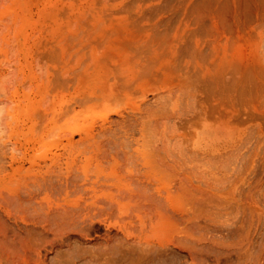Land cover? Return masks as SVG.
Masks as SVG:
<instances>
[{"label": "rangeland", "instance_id": "obj_1", "mask_svg": "<svg viewBox=\"0 0 264 264\" xmlns=\"http://www.w3.org/2000/svg\"><path fill=\"white\" fill-rule=\"evenodd\" d=\"M149 1H152V4L154 2L157 3L158 6L155 4L152 5ZM181 1L178 0L176 5H179V9L177 7H172L169 8V10L162 8L165 0H106L107 3L103 0V17L107 19V16H109L110 13V15L113 14L111 16H113L114 20L113 22L111 20L110 23L111 16H109V20H105V22H109L101 28L99 36H95L96 38H87L88 40H83L84 42H72L71 39L67 38L68 35H71V30L65 26L64 22L58 26L56 25L57 27H50L46 23L41 24L38 22L33 26L32 24L31 26L25 25L24 31H22V37L24 38L22 39L20 36L18 42L12 43L15 50H18L16 54L13 53V55L9 53L12 52V50H10V46L12 48L10 41H8V44L10 42L9 46L7 43L2 45V50L0 46V53L4 52V50L8 52H6L7 54L1 53L0 55V91L3 92H0V108L3 107L6 102V88L8 87L7 85L11 83L9 82L11 80L13 86L18 88V93L15 94V99L22 100L20 103L25 107V111L28 112V114L34 113V115L37 114L36 116H38V114L39 117L42 116L41 110L33 103L34 100H36V82L33 79H30L31 73H38L37 69L39 64L41 66V58L42 61L45 58L47 60H53V58H56L53 60V62L55 61L56 63L52 62L51 64L50 62V65L56 68L60 66V61L67 62V58H84L82 59L83 63H87L86 61L89 60V58L103 59L101 61L106 63V66L109 67L111 73H115L116 76L121 72L127 59L147 58V61L150 64L149 75L151 80V85L147 88V91L142 94L139 89H135L128 97H125L121 94V89H117L115 92L116 97L113 98V101L111 100V103L109 102L111 104L110 108H114L113 111L111 110L110 112L109 109L108 113L105 114L107 116L100 114V112L98 113L99 110H97L96 113H85L83 117H79L80 123H82L89 132L94 131L96 133L100 127H107L110 122L112 123L119 120L121 115L126 116V114H129L132 110L134 112H140L139 106L142 105L144 97V100L146 99L145 103L151 111H149L150 115H152L148 120L150 125L146 126L148 131H145V138L149 136L146 140L148 142L150 141L148 144L150 146L149 169L151 170V174L155 173L156 164L160 166L157 163L160 161V155L165 157L163 159L164 163L162 164V167L164 168V173H166L165 175H168L166 181L163 185L156 188L154 194H160L166 198L165 201H167V207H169L167 208V211L173 216V227L169 231L170 234L175 230L174 226L178 233L180 232L178 231V228L181 227L179 229L182 231L180 234L183 233V231H188L189 233H194L195 238H198L196 236L201 234L202 236H199V239L201 238V240L198 239L199 242H201L200 245L208 246L210 249L214 248L213 250L217 251L224 249V251H226V248L231 250L239 245L238 243L241 237L238 235L242 236V233L246 230H248L249 235H251L249 236V239L252 238V234L254 237L256 234V237L260 234L264 237V0H234V3H232V0ZM105 3L108 6L105 5ZM179 10H182V12L180 13ZM258 10L261 13L263 12L262 16L259 15ZM160 12H162V14ZM194 12H197V14ZM214 12L215 14L216 12L218 13L215 15ZM188 13L190 15H188ZM236 13L239 14V16ZM159 14H161L162 17L159 16ZM164 14L166 15L163 17ZM198 14L199 16H197ZM136 15H139V17H136ZM34 16L36 17V15ZM134 16L137 19L134 18ZM7 17L8 11L3 10L0 12V19L5 20ZM35 17L33 20L37 19ZM128 17L134 19L132 20L133 22L129 23L130 25L127 24V21H129ZM154 17H157L158 19L156 18L155 20ZM215 17H217V19H215ZM235 17L236 20L234 19L235 21L233 22V18ZM117 18H120L124 23L120 22V19L118 20ZM181 18L183 19L182 22ZM188 18H190V20H188ZM147 19L150 22L149 24L146 22ZM209 19H215V22H217L218 19L220 21L222 19V21H226L225 23H228L229 27L231 26L230 28L233 31V34H231L233 36L229 33L231 31L230 28L228 29V27H225L226 25H223L222 27L227 28L223 29L225 32H221L223 30L220 24V32L213 35H210L209 32L208 36L210 37H207L205 30L210 29L209 27H211V24L213 23V20L211 22ZM136 21L139 25L142 23L141 25L143 28L141 25H135L138 24ZM152 21L156 23L167 22V24L164 23L159 26H153L154 28L150 27L148 30L149 26L152 25ZM186 21H189L190 23ZM144 22L147 26L144 25ZM45 25H48L50 28ZM181 25L182 27L180 28ZM233 25L237 27L234 28ZM173 27H175L174 30ZM178 27L181 30L178 29ZM227 33L231 35V37ZM175 34L178 35L176 36L177 38H175ZM32 35H36L35 39L31 37L33 40L29 39L28 41V38ZM213 36L216 37V39ZM151 37L155 38V40ZM197 37H199V39ZM93 38L95 40H93ZM180 38L182 39L178 40ZM219 38L223 39L219 40ZM156 39L157 42H155ZM173 39L176 40V42ZM160 43H162V45ZM6 45L7 49H3ZM194 46L198 50H196ZM158 47L160 48L159 50ZM187 55H189L191 59L194 58L195 61H189L191 59ZM198 56L199 58H202L203 61L200 59L202 63L198 61ZM56 60L59 61L57 62ZM210 68L212 70H210ZM14 70L17 71V73H14L19 82L15 81V77H13V80L10 76L11 72ZM181 70H183L184 73ZM189 70L194 71L189 72ZM186 71L187 73L189 72V77L190 74H194V76L196 75L195 78H197L195 83H198L197 87L200 85V91H195L197 89L195 88L196 85L193 83L195 87H192L195 88V90L193 89L194 92L192 93V98H189V101L188 99L186 101L185 98L184 100L175 101L174 95H168L171 91H176L180 83L187 81L189 77L186 76ZM71 76L73 75H70L69 77ZM222 78L224 82L220 80ZM22 79L24 81H22ZM119 79L121 80L120 76ZM168 80L171 82H168ZM211 80H217V83L214 82L213 85ZM7 81L9 83H7ZM166 81L168 84L170 83V85H166ZM203 81L206 83L204 84ZM202 85H204L206 89ZM208 85L210 86L208 87ZM212 85L214 87H211ZM158 98L161 100H158ZM161 102L162 104H160ZM163 102L166 105L163 104ZM71 104H74L73 100H66L63 107L66 105L70 107ZM115 105L118 109L113 107ZM156 106L158 107L156 108ZM185 106L188 108L187 110H185ZM71 107L76 109V104L73 106L71 105ZM156 109H159L162 112H154ZM38 119H36L37 122L40 121V119ZM21 120H19L18 123L16 122L15 125L20 129L24 128L22 136L14 140L19 142L22 152H27L28 157H31L41 164L42 161L51 159L53 153V157H55L62 151L61 149L66 142L65 139L69 138L68 136L57 133L53 137H48L46 141L39 144L36 142L34 133L27 131L26 126L29 125V123H26V120L23 118ZM156 120H158V122ZM24 123H26V126H24ZM114 124L115 123H112L110 125L113 129L116 128ZM140 131V127L136 126L133 135L131 136L132 138L130 137L134 141L137 139L136 142L138 144H141L143 139L142 136H140L143 135V132L141 134ZM79 135L80 134L76 132L72 137L73 139L75 138L74 140H78ZM1 136L2 135H0V137ZM150 136H152V139ZM2 137L3 139L0 138V167L7 168L9 155L8 151L4 149L6 138L4 136ZM151 141H156V143H152ZM163 145L165 148H162V150L161 147H163ZM133 147L135 146L133 145ZM160 149L161 153H159ZM152 156H154V158H152ZM151 160L154 163H152ZM177 163L179 165H177ZM28 165V160L25 159V161L19 163L15 162L13 167L17 168L18 166H22L26 169ZM167 165L168 167H166ZM169 166L171 171H169ZM27 168H29V166ZM178 180H180L181 183L183 181L182 184L184 189L182 186L176 187L177 183L181 185ZM253 191L255 192L252 194L251 192ZM244 193L246 195H244ZM250 200H252L253 203H248ZM249 207L252 208L249 210ZM247 210H249L248 212H251L248 213L246 212ZM5 214L3 215L8 223L16 222L23 226L30 224V222L25 221V219H18L15 215L11 214L14 216L13 218L10 214ZM248 214H250V216ZM113 218L110 219L111 221H107L104 217H95L93 220V222L95 219L97 220L94 222L97 226L95 234L102 235L106 232L113 233L114 231L123 229V223H116L117 218L114 221ZM142 218L145 220H143V223L141 218H139L133 219L131 224L134 226L148 224L149 221H146L148 218ZM100 221L101 224H99ZM125 222L128 221L126 220ZM137 223L138 225H136ZM174 223H176V225ZM107 224L110 225V227L107 226ZM178 233L172 236H176ZM92 236H94V234H92ZM261 237H259L260 241L258 239L257 241L261 243V250L264 252V238ZM173 245L174 244L171 243L170 245L168 244L171 249L177 248L176 245ZM170 260L174 262L172 259ZM171 261L169 264H171ZM178 261L179 257L176 261L177 263L174 262V264H178Z\"/></svg>", "mask_w": 264, "mask_h": 264}, {"label": "bare ground", "instance_id": "obj_2", "mask_svg": "<svg viewBox=\"0 0 264 264\" xmlns=\"http://www.w3.org/2000/svg\"><path fill=\"white\" fill-rule=\"evenodd\" d=\"M233 1L234 0H232V3H234ZM149 2L152 4V1ZM177 2L178 0H165L164 4L162 3V8H178L179 5L176 6ZM106 3L105 5H107ZM102 4L103 0H0V12H2L3 10L8 11V17L5 20L0 19L1 50L2 45H5L6 43L8 44V41L11 42V45L14 42H18L19 37H22L23 35L22 31H24L25 25L31 26L32 24L33 26L37 22L41 24L46 23L50 27H57L59 24L64 22L65 26L71 30H69L71 35H68L69 37L67 36V38L71 39L72 42H82L83 40L87 41V38H92L95 36L97 37L99 36L101 28L104 27L107 22H109H105V20H109V16L113 15H110L109 13L107 19L104 18ZM154 4L158 6L157 3L154 2L152 5ZM182 5L184 6L183 3ZM181 12L182 10L180 11V13ZM258 12L259 15L262 16L263 12L261 13L259 10ZM160 13L162 14V12ZM217 13L218 12H216V14ZM161 14H159V16H161ZM195 14H197V12ZM34 15H36V17ZM139 15H136V17H139ZM165 15L166 14H164L163 17ZM188 15L190 14L188 13ZM237 15L239 16V14ZM33 16L37 19L33 20ZM197 16H199V14ZM111 17L110 23L111 20L112 22L114 20L113 16ZM136 17L134 16V18ZM215 19H217V17H215ZM215 19H212V24V20L209 19L211 21V27H209L210 29L205 30L207 37H210L208 36L209 32L210 35L220 32V26L222 28L223 25H226L225 27H228V29L231 27L228 26V23H225L226 21H222L223 19L221 20L222 22L219 20L220 18L217 22H215ZM234 19L236 20V17L233 18V22L235 21ZM132 20L134 19L130 17L129 21H127L128 23H125L129 24L130 22H133ZM188 20H190V18H188ZM154 21H152V25L150 24L151 26H149V28L146 27L148 28V30L150 29V27L154 28L155 26H159L164 23L167 24V22L156 23ZM182 21L183 19L181 20V22ZM120 22L123 21L120 19ZM146 22H148V24L150 23L148 19ZM186 22L190 23L189 21ZM136 23L138 22L136 21ZM135 25L140 26L139 23ZM144 25L147 26L145 22ZM181 27L182 25L180 26V28ZM233 27L236 28L234 25ZM174 28L175 27H173V30ZM180 28L178 27V29ZM223 29L227 28H222V30ZM184 32L186 33L185 30ZM221 32H225V30ZM232 32L233 31L231 30L229 33L231 34ZM178 35L180 36L179 33ZM178 35L175 34V38H177L176 36ZM231 35L229 36L231 37ZM35 36L36 35L30 36V38H28V41L29 39H35ZM199 37L197 38L199 39ZM23 38L24 37H22V39ZM214 38L216 39V37ZM152 39L155 40V38ZM181 39L182 38L178 40ZM220 39L223 38H219V40ZM93 40L95 39L93 38ZM174 41L176 42V40ZM155 42H157V39ZM160 44L162 45V43ZM5 47L3 49H7V45ZM159 49L160 48L158 47V50ZM10 50H12V52H9L11 54H16L18 51L15 50L13 45L12 48L10 46ZM6 52L7 51L4 50V52L1 53L7 54L8 52ZM54 59L56 58H53V60ZM82 59L84 58H67V62L60 61V66L56 68L50 65V62L51 64L53 62L52 59L47 60L45 58L42 61L41 58V66L40 64V67L37 65L38 73H34L32 71L34 74H30V79H33L36 82V100H34L33 103L37 106V108L41 110V117H39V114L38 116H36L37 114L34 115V113L28 114V112L25 111V107H23V105H21L20 103V101L22 100L15 99V94L18 93V88L16 86H13L11 80L9 82H11L12 84L10 83L7 85L8 87L6 88V102L4 106L2 105L3 107L0 108V135L6 138L4 149L8 151L9 155L7 168L0 167V264H169V262L171 261L170 259L177 263L176 261L178 257V264H264V252H262L263 250H261V243L259 242V237H263V235L261 234V236L258 235L259 237H256V234V238L252 234V238L249 239V236L251 235H249L248 230H246L247 232L243 231L244 233H242V236L238 235L241 237L238 243L239 245L231 250L226 248V251H224L225 249L217 251L213 250L214 248L210 249L208 248V246L206 247L205 245H200L201 242H199V240H201V238L199 239V236L201 234H199V236H196L198 238H195L194 233H189L188 231H183V233L180 234V232H182L181 230H179L181 228L180 226V228H178V231H180L179 233L176 232L177 230L174 226L175 230H172L174 233L171 231L173 234H170L169 231L173 227V216H171V213L169 214L167 211V208L169 207H167L168 204L167 201H165L166 198L164 196H161L160 194H154L156 188L163 185L168 175H165L166 173H164V168L162 167V164L164 163L163 159L165 157H162V155L160 154L158 155H160L161 157L157 155L158 157H160V161L157 162L160 166H158L157 164L155 165V173L151 174V170L149 169L150 146L148 143L150 141L148 142L146 140L147 138H149V136L145 138V131H148V129H146V126L150 125L148 123V120L152 115H150L151 111L145 103L146 99L144 100L143 97V103L139 106L140 112H134L132 110L129 114H126V116L121 115L119 120L112 122L115 123V129L110 127V125L112 124L110 122L111 124L109 123L107 127H100V129L96 133L94 131L89 132V130L86 129L82 123H80L79 119V117H83L85 113H96L97 110H99L98 113L100 112V114L103 115L108 113L109 109L110 112L111 110L113 111L114 108H110V103L111 100L113 101V98L116 97L115 92L117 91V89H121L120 92L125 97H128L130 93H132L135 89H139L142 94L147 91V88L151 85L149 75L150 64L147 61V58H133L132 60L127 59L125 61L126 63L121 69V72H119L117 76L115 75V73H111V70H109V67L106 66V63L101 61L103 59L100 60L98 58H89V60L86 61L87 63H83ZM200 59L202 60V58H199L198 56V61H200ZM192 60L193 62L195 61L194 58L189 61ZM53 63L56 62L54 61ZM210 70L212 69L210 68ZM181 71L183 72V70ZM187 71L185 73L186 76H188V73L191 70H189L188 73ZM14 72L17 73V71L14 70L10 74L13 80V77H15V79L17 78ZM70 75L73 76L69 77ZM119 76L121 77V80L119 79ZM193 76L194 74H190V77H188L190 79H194L196 75L194 77ZM189 78L186 82L180 83L177 90L173 92L171 91L168 96L174 95L175 101L182 99L184 100V98L186 99V101L187 99L189 101V98H192L191 96L194 92L193 89L195 90L196 88V92L200 91V85L199 87H197L198 83H195L197 77L194 80H190ZM169 80L168 82H171ZM217 80H211L212 84L214 82L217 83ZM220 80L224 82L223 78ZM15 81L18 80L16 79ZM22 81L24 80L22 79ZM9 82L7 81V83ZM203 82L204 84L206 83L205 81ZM193 83L196 85V87L193 85ZM166 85H170V83L168 84L166 81ZM213 85L211 87H214ZM192 86H194L195 88H193ZM209 86L210 85H208V87ZM66 100H73L74 104H76V109L71 107V105L73 106L74 104H71L70 107L68 105L63 107V104ZM158 100L161 99L158 98ZM160 104H162V102ZM163 104L165 103L163 102ZM113 107H116V105ZM157 107L158 106H156V108ZM187 109L188 108H186L185 110ZM155 111H160V113L162 112L159 109L154 110V112ZM22 118L26 120V123H29V125L27 126L26 123H24V126H26L27 131H31L32 133H34L36 142L39 144L46 141L48 137H53L57 133L68 136L69 138L65 139L66 142L65 144H63V147L61 149L62 151L55 157H53V153L51 159L42 161L41 164L36 162L31 157H28L27 152H22L21 147L19 146V142L14 140L22 136L24 128L20 129L15 125V123H18V121ZM38 118L40 119L39 122L36 121V119ZM156 121L158 122V120ZM136 126L140 127L141 134L143 132V135H140L143 138L142 143L140 142L141 144H138L136 142L137 139L135 141L131 139L134 128ZM76 132L80 134L78 140H74L75 138L73 139L72 137V135ZM2 136L0 137L1 139H3ZM150 137L152 139V136ZM154 143H156V141ZM133 145L135 147H133ZM162 148H165L164 145L163 147H161V149ZM161 149L159 150V153H161ZM152 158H154V156H152ZM25 159L28 160L29 168H27L28 166L26 167V169L22 166H18L17 168L13 167V164L15 162L19 163L25 161ZM152 163L154 162L152 161ZM177 165L179 164L177 163ZM166 167H168V165ZM169 171H171V168ZM179 181L180 180H178V182ZM182 183L181 185L177 183L176 187H183ZM254 192L255 191L251 193L253 194ZM244 195L246 194L244 193ZM248 203H253V201L250 200V202ZM252 207H249V210ZM249 210H247L246 212H248ZM5 213L15 215V217H17L18 219H25V221H29L30 224L23 226L19 225L16 222L8 223L3 215ZM248 215L250 216V214ZM12 217L14 218V216ZM95 217H104L107 221L115 217L113 218V221L117 218L116 223H123V226L121 225L123 229L119 227L121 230L114 231L113 233L106 232L102 235H96L95 229L97 226L96 224H94V222H96L97 220L95 219V221L93 222ZM142 217L148 218V220L146 219V221H149L148 224L138 225L137 223L136 225L138 226H134L131 224L133 219L139 218H141L143 223L144 219ZM126 220L128 222H125ZM99 224H101V221ZM108 224L107 226L110 227V225ZM174 224L176 225V223ZM176 233H178V235L172 236ZM92 234H94V236H92ZM257 239L259 241H257ZM170 243L176 245L177 248L171 249V247L168 246V244L170 245ZM173 258H176V261ZM174 262L171 261V264H174Z\"/></svg>", "mask_w": 264, "mask_h": 264}]
</instances>
